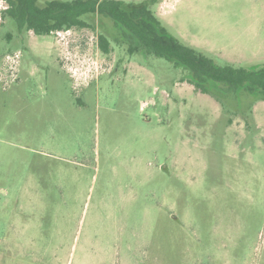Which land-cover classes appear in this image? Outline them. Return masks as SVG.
<instances>
[{"label":"rangeland","instance_id":"1","mask_svg":"<svg viewBox=\"0 0 264 264\" xmlns=\"http://www.w3.org/2000/svg\"><path fill=\"white\" fill-rule=\"evenodd\" d=\"M121 1L218 64H264V0ZM5 6L0 264H264V100L196 90L106 16L35 36Z\"/></svg>","mask_w":264,"mask_h":264},{"label":"trees","instance_id":"2","mask_svg":"<svg viewBox=\"0 0 264 264\" xmlns=\"http://www.w3.org/2000/svg\"><path fill=\"white\" fill-rule=\"evenodd\" d=\"M6 1L4 13L16 25H26L40 35L79 25L80 17L87 13L106 16L123 29L130 50L142 47L144 52L166 59L184 72V80L196 90L218 98L244 92L264 100V64L252 68L218 64L170 34L145 3L127 6L121 0H47L44 4L38 0ZM100 41L106 48L105 37L101 36Z\"/></svg>","mask_w":264,"mask_h":264},{"label":"flooded vegetation","instance_id":"3","mask_svg":"<svg viewBox=\"0 0 264 264\" xmlns=\"http://www.w3.org/2000/svg\"><path fill=\"white\" fill-rule=\"evenodd\" d=\"M5 2H6V6H5L4 9H3V13H4V10H6V9L8 8V3H7L6 0H5ZM130 5H131V4H130ZM3 16H4V17H8V18H10L6 13H4ZM10 19H11V18H10ZM16 29H17V31L19 32V34H22V31H30V32H32L35 36H36V35H40V34H37L33 28H29V27H27L26 25H23V26H18V25H16ZM54 32H56V31H55V30H50V32H49L48 34H43V35H50V34H52V33H54ZM7 34H8V33H7ZM9 34H10V33H9Z\"/></svg>","mask_w":264,"mask_h":264}]
</instances>
